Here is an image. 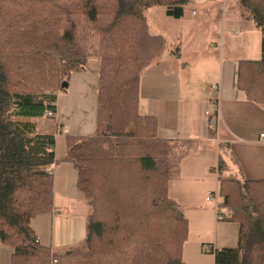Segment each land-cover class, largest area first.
<instances>
[{
	"label": "trees",
	"instance_id": "trees-1",
	"mask_svg": "<svg viewBox=\"0 0 264 264\" xmlns=\"http://www.w3.org/2000/svg\"><path fill=\"white\" fill-rule=\"evenodd\" d=\"M192 0H0V243L11 264H187L190 222L169 193L185 155L158 136L141 110L142 74L166 50L147 11L182 19ZM262 34L261 60H242L236 87L264 107V0H239ZM99 34V46L90 39ZM100 60L96 131L67 136L77 187L87 202L86 236L53 249L33 228L55 208L56 136L35 120L57 115L63 83ZM218 162L221 221L240 226L236 248L214 250V264H264V179L227 178Z\"/></svg>",
	"mask_w": 264,
	"mask_h": 264
},
{
	"label": "crops",
	"instance_id": "crops-1",
	"mask_svg": "<svg viewBox=\"0 0 264 264\" xmlns=\"http://www.w3.org/2000/svg\"><path fill=\"white\" fill-rule=\"evenodd\" d=\"M214 1L216 0H192L191 3L193 7L203 8L205 14L213 20L219 9ZM205 20L209 22V19ZM196 27L197 24H194L190 28L192 35L196 32ZM259 32L250 29L240 40H237L241 44L238 49L235 48L239 54H249L245 52L246 45L250 40L254 42L253 55L242 59V55L233 51L230 55L231 60L227 65L223 64L220 71L215 62L205 59L207 53L197 51L195 45L191 46L190 54L197 56L198 59L195 61V68L192 69L190 63L183 62L182 59V54L189 43L177 41L167 50V39L162 35L166 41L165 52L142 74L144 88L141 110L143 114L157 118L158 136L174 142L190 140L213 146V136L217 134L211 127L216 123L217 127L221 128V138L217 141L228 146L232 156L237 159L238 170L235 174H240V178L248 180L264 179V139L261 138V134L264 133V107L251 102L243 92L237 89L236 73L240 61L257 60L261 57L257 58L255 54L256 45L260 41L261 33ZM248 34L252 36V39L251 36L248 37ZM192 35L189 39H193ZM183 36L181 33L179 37L182 39ZM175 49L177 52H174ZM99 66V58L91 57L84 71L71 76L67 92L58 98L56 129L50 126V129L45 132L56 136L55 153L56 158L60 160L52 170L55 178V208L53 212L34 219L32 225L39 240L53 249L76 245L86 236L88 211L82 202V197L74 198L78 190V172L73 163L64 161L63 158L67 154V136H89L96 131ZM195 72L197 75L194 76ZM156 75L158 78H155ZM208 77L219 81L217 85L221 89L220 116L216 112L215 99L210 100V103L208 100L210 88L215 85L208 82ZM210 104L214 106L213 116L210 112ZM211 121L214 122L213 125ZM41 123H37L38 129L42 128ZM219 160L222 161V158L219 157ZM227 162L231 166V160L228 159ZM202 163L201 166H196L190 162L193 169L197 168L196 171L203 169L202 175L211 174L210 171L215 168L211 165L213 163ZM208 165L211 166L208 168ZM183 173H190L189 161L185 162ZM179 179L180 177H176L170 182V196L182 208L184 214V209H188L189 213L186 217L190 224L192 220L188 216L193 217V221H197L199 225L208 226L202 232L204 238L197 244L201 252L204 246L206 248L211 246L214 250L236 248L240 233L239 224L218 221L211 207L205 203L200 205L194 203L196 196L204 202L205 191L201 195L199 188L198 191L186 189L178 184V181H181ZM80 207H83L84 211H81ZM3 246L0 243V259L7 254Z\"/></svg>",
	"mask_w": 264,
	"mask_h": 264
},
{
	"label": "rangeland",
	"instance_id": "rangeland-1",
	"mask_svg": "<svg viewBox=\"0 0 264 264\" xmlns=\"http://www.w3.org/2000/svg\"><path fill=\"white\" fill-rule=\"evenodd\" d=\"M214 2H216L219 9L217 14L214 15L213 20H210V16H207L205 14L203 8L198 6L193 7L192 3H190L186 7L184 17L178 20L168 17L166 15L165 8L163 7H153L149 9L146 13L151 32L155 35H164L166 37L167 50L170 47L174 46L177 41L189 43L188 47L184 50L182 54V59L183 62L190 63L192 69L195 68V64H196L195 61L198 58L197 56L190 54L191 46L195 45L197 47V51L199 52L205 51L207 53L206 55L207 57L205 59H207L210 62H215L220 71L223 64L225 66L231 60L230 55L232 54V52L236 51L237 53L238 50H236L235 48L238 49V47L241 46V44H239L237 40H240L243 35L247 34V32L250 31V29L259 32L254 22L250 20H245L243 15V9L240 7L239 0H216ZM223 4L225 5V7ZM193 12L195 13L193 14ZM205 19H209V22H207L208 20ZM194 24H197V27H196V32L192 35L190 33V28L194 26ZM181 33L184 35L182 39L179 37ZM191 35L193 39H189ZM261 35H260V41L256 45L257 50H255V54L257 58L261 56V44H262ZM250 36L251 35L248 34L249 38ZM253 43L254 42H251L250 40V42L246 45L245 52L247 51V53L249 54H245V53H241V54L237 53V54L242 55L243 57L242 59H244V57H251L254 53ZM90 46L91 48H95L99 46V34L94 33L92 35L90 39ZM174 52H177V50L175 49ZM257 60H261V57ZM214 69L216 71L215 67ZM84 70L85 68L83 69V71ZM98 74L97 76L99 80ZM195 75H197V72H195L194 76ZM155 78H158V76L156 75ZM143 79H144V75H142V83H141L142 98H143L142 89L144 88ZM208 82L217 85L219 81L218 80L214 81L213 78L208 77ZM208 95H209L208 96L209 103L210 100L215 99V101H218L219 99V95L216 92L210 91ZM210 112L212 116L215 114L214 106L213 105L211 106V104H210ZM35 121L37 123L42 122L41 123L42 128L37 130L39 133L45 134V132H47L50 129V126L56 129V125H55L56 118L53 117L42 118V119H37ZM211 128L213 132L217 134L216 135L217 137L215 135L213 136L214 137L213 146L211 144H198L195 142L194 145L193 144L186 145L184 143L182 144L183 146L189 149H185V155L182 159L183 163L181 162L179 175H178V177H180L179 180L181 181H178L179 182L178 184H181L182 187H185L186 189L189 190L196 189L198 191L199 188L201 191V195L203 194V191H205L204 199H203L204 202H201L202 199L199 196H196V202L194 203H197L198 205H200L201 203H205L207 206L211 207L213 211H215L216 219L218 221H221L219 212L224 213L225 210H221L219 206L220 197L218 192L219 187H218V165H217L219 161V157H221L222 162H224L222 163V167H221L222 176L227 178H239V179L242 178H240V174H235L237 173L238 170L237 169L238 162L236 157L232 156V153L230 152L228 146L223 145L222 143L217 141V139L221 138V134H220L221 128L217 127L216 123ZM228 159L231 160V166L227 162ZM186 161H189V166H190L189 174L183 173V167ZM190 162L195 164L196 166H201L203 164L202 162H206L207 164L211 162L213 163L211 165L215 168H212V171H210L211 174L208 175L205 174L204 176V174L202 175L203 169L200 171H196L197 168L193 169V165L190 164ZM210 166L208 165V168ZM210 192H213L215 195L214 199L212 200L207 199V195ZM79 197L83 198L80 191L77 190L74 198L79 199ZM74 202L78 203L79 201H74ZM82 202L86 208V211H88L89 207L87 202L84 200V198ZM184 210H185V215H187V213H189L188 209H184ZM81 211H84L83 207L81 208ZM188 217H190L192 223L190 224V232H189L188 240L186 241L184 246L185 247L184 261L188 264H214L213 251L208 250L206 246H204V250L201 252L200 247L198 248L197 246L198 242L204 238L202 232L208 226L205 225L204 227V225L201 224L199 225L197 221H193V217L191 216ZM4 246L3 248L6 250L7 254L5 257L0 259V264H11V249L6 245ZM199 251L201 253H199Z\"/></svg>",
	"mask_w": 264,
	"mask_h": 264
},
{
	"label": "built area",
	"instance_id": "built-area-1",
	"mask_svg": "<svg viewBox=\"0 0 264 264\" xmlns=\"http://www.w3.org/2000/svg\"><path fill=\"white\" fill-rule=\"evenodd\" d=\"M210 89H211L212 92H216V93L219 95V99H218V101H215V100H214V105H215V108H216V112H217L218 115L220 116V112H221V110H220V96H221V89H220V86H218V85H213ZM48 116H49V117H53V116H55V115H54L53 113H49ZM210 123H211V125H213L214 122L211 121ZM65 132H66V130H65ZM261 138L264 139V133L261 134ZM214 197H215V195H214L213 192H210V193L207 195V199H208V200H212V199H214ZM220 219H221V216H220ZM208 248H209V247H208Z\"/></svg>",
	"mask_w": 264,
	"mask_h": 264
},
{
	"label": "water",
	"instance_id": "water-1",
	"mask_svg": "<svg viewBox=\"0 0 264 264\" xmlns=\"http://www.w3.org/2000/svg\"><path fill=\"white\" fill-rule=\"evenodd\" d=\"M68 85H69L68 82L63 83V88H68Z\"/></svg>",
	"mask_w": 264,
	"mask_h": 264
}]
</instances>
